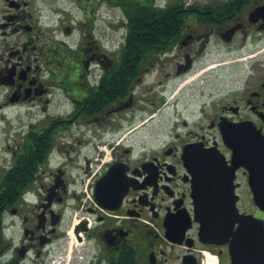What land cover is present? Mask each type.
Listing matches in <instances>:
<instances>
[{
  "label": "flooded vegetation",
  "instance_id": "af4514ba",
  "mask_svg": "<svg viewBox=\"0 0 264 264\" xmlns=\"http://www.w3.org/2000/svg\"><path fill=\"white\" fill-rule=\"evenodd\" d=\"M141 6L167 19L164 50L108 48L91 31ZM158 101L164 143L124 141ZM231 127L264 140V0H0V264H264L251 166L216 205L250 218L244 252L242 221L221 220L232 228L216 241L196 220L185 150L233 166Z\"/></svg>",
  "mask_w": 264,
  "mask_h": 264
},
{
  "label": "water",
  "instance_id": "95a60500",
  "mask_svg": "<svg viewBox=\"0 0 264 264\" xmlns=\"http://www.w3.org/2000/svg\"><path fill=\"white\" fill-rule=\"evenodd\" d=\"M236 133H241L237 135ZM225 134V133H224ZM247 138L243 130L231 127L226 130V142L235 148L233 155V166L220 158V155L210 151L200 152L193 147L185 150V163L189 172L193 176L192 197L195 204L196 220L202 224V234L209 240H218L228 236L227 231L232 228V224L224 225L221 220L242 221V226L236 234L235 244L241 245L244 252V244H250L248 229L250 218L241 217L234 205L221 210L217 208L219 198L232 196L234 172L240 166H251V182L254 191L255 201L258 206L264 207V194L260 193L261 178H264V140L258 136L252 139ZM213 180H222L225 184L222 189L213 188ZM210 182V183H209ZM209 183V184H208ZM255 184V189H254Z\"/></svg>",
  "mask_w": 264,
  "mask_h": 264
},
{
  "label": "rangeland",
  "instance_id": "374dc122",
  "mask_svg": "<svg viewBox=\"0 0 264 264\" xmlns=\"http://www.w3.org/2000/svg\"><path fill=\"white\" fill-rule=\"evenodd\" d=\"M120 19L118 12H111L109 11L107 15L104 13L100 14L96 21L94 22L95 28L91 29V31L95 32V37L100 43H106L108 48L117 49L119 44L124 42V35L125 29L118 30L116 27L119 25ZM55 24L57 21H54ZM77 23H82V20L79 18L74 19V26L77 27ZM54 24V23H53ZM116 26V27H115ZM94 27V26H93ZM81 37L80 31H75L74 33V42L77 43ZM154 78H150L146 82V86L150 85L153 82ZM176 90V89H175ZM151 101H148L149 107L151 106L150 102L155 101L153 96L151 95ZM157 104L159 105V115L155 118L154 121H150L144 126H140L136 131H133L127 137L134 136L137 140L141 142H145L150 138V141L154 143L155 146H160L161 143H164V132L168 128L167 120L170 118V111L166 107H161L160 102L158 101ZM140 113L133 117L135 118V122L133 126L128 127L123 131V134H128V130L132 127L139 126L142 122L146 120V115ZM126 124V123H125ZM122 137V136H121Z\"/></svg>",
  "mask_w": 264,
  "mask_h": 264
},
{
  "label": "trees",
  "instance_id": "16d2710c",
  "mask_svg": "<svg viewBox=\"0 0 264 264\" xmlns=\"http://www.w3.org/2000/svg\"><path fill=\"white\" fill-rule=\"evenodd\" d=\"M135 9L129 8L128 16V31H127V44H143L145 49L140 50L141 53H146L148 51L160 52L164 50L165 45L168 44L169 35L167 33V28L164 23L167 19L163 17L161 12L155 13L158 10L155 8L148 7L147 9ZM151 10V12L148 11ZM172 27L170 33L175 31V20L171 18ZM133 49L129 48L126 53L132 52ZM127 64V63H126ZM126 68V66H125ZM127 69V68H126Z\"/></svg>",
  "mask_w": 264,
  "mask_h": 264
}]
</instances>
